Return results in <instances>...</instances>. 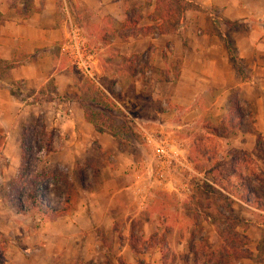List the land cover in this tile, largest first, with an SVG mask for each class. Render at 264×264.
I'll return each mask as SVG.
<instances>
[{
  "label": "rangeland",
  "instance_id": "rangeland-1",
  "mask_svg": "<svg viewBox=\"0 0 264 264\" xmlns=\"http://www.w3.org/2000/svg\"><path fill=\"white\" fill-rule=\"evenodd\" d=\"M10 1L13 5L32 3ZM74 1L76 19L70 27L74 33L64 41L63 65L74 72L79 91L56 95L53 80L37 89H25L27 103L10 129L0 134V211L6 216L0 220V264H5V249L12 239L4 232L6 223L18 232L20 225L32 227V218L38 212L20 214L9 201L21 162L17 169H10L1 152L8 133H13L11 140L18 143L21 155V145L26 144L24 151L32 166L55 174L47 180L45 193L56 209L65 207L68 195H75L69 214L78 208L83 189L94 191L101 186L104 166L136 164L132 172L140 183H135L133 200L122 197L114 208L120 211V217L112 230L99 229L107 250L102 264L116 257L127 264H264V49L246 61L240 57L235 38L238 33L250 32V25L257 29L264 21H231L217 7L203 8L194 0L100 1L104 5L126 3L127 9H115L117 16H103L98 0ZM200 9L209 12L223 29L240 78L215 120L189 122L183 120L186 107L178 104L170 84L155 93L159 82L170 78V73L161 72L164 69L156 64V56L170 61L175 81L182 70L180 47L177 40L163 42L167 39L164 35L184 39L187 11L195 10L196 16ZM127 17L133 20L128 22ZM159 49L163 50L160 54ZM85 65L90 66L93 75ZM136 76L143 85L140 94L131 90ZM15 86L16 93L23 94L22 83ZM124 86H130L129 90L124 91ZM56 98L64 106L66 99L73 98L87 120L100 132H108L123 153L70 137V128L59 121L65 115L59 117L60 107L51 104ZM125 100L130 103L128 107ZM135 103L140 104L139 108L130 107ZM64 106L61 109L66 111L68 106ZM44 128L52 139V151L35 157L34 131ZM24 133L30 134L26 142L22 139ZM159 140H168L183 162L162 169L155 153ZM74 142H79V152ZM61 149L64 154H60ZM163 179L168 180V186L159 184ZM12 213L26 217L14 219ZM243 240L248 244L241 250L242 258H238L235 248ZM120 242L128 244L136 262L128 263L116 255L115 246ZM132 245L140 252L136 253Z\"/></svg>",
  "mask_w": 264,
  "mask_h": 264
},
{
  "label": "crops",
  "instance_id": "crops-1",
  "mask_svg": "<svg viewBox=\"0 0 264 264\" xmlns=\"http://www.w3.org/2000/svg\"><path fill=\"white\" fill-rule=\"evenodd\" d=\"M100 1L103 0H98V5L104 12L103 16H117L115 9H127L124 2L113 1L104 5ZM194 1L203 8L217 7L231 21L249 22L250 18L264 21V0ZM73 4L77 2L32 0L31 6H27L23 2L13 5L10 0H0V134L10 129L20 115L23 104L27 103L24 99L25 89L30 87L37 89L53 80L56 95H71L79 91L74 72L63 65L64 41L74 33V30L70 29L76 19L73 14ZM194 12L195 10H188L186 13L188 27L184 39L178 35H164L167 39L164 38L163 42L169 39L177 40L180 47L178 57L182 70L175 81L172 78L170 61L166 57L162 58L161 55L156 56V64L164 69V72H161L166 75L170 73V78L159 82L155 93L159 94L158 90H163L170 84L175 90L178 104L186 107L183 110V120L189 122L215 120L216 116L221 114V110L223 111L227 106L230 91L234 86L239 85L240 78L233 64L227 40L222 34L223 29L218 27L209 12L200 9L196 16L193 15ZM257 27L256 29L250 25V32L235 35L240 57L246 61L255 56L256 52L264 49L262 45L264 24H259ZM258 39H261L260 43ZM131 51L126 54H130ZM162 51L159 49L158 54ZM10 62L13 65L7 66L6 64ZM16 83H22L23 94L16 93L14 89ZM129 87L124 86L123 90L128 91ZM131 87L135 94H140L143 89L142 81L136 76ZM65 103L66 106L58 98L51 102L52 105L60 107L59 117L65 115L59 121L65 122L70 128V137L91 140V144L97 142L112 153L119 150L123 153L108 132H100L87 120L85 113L77 107V102L73 98L66 99ZM128 104L130 103L125 100V106L128 107ZM139 105L135 103L130 107L137 109ZM62 106H68V109L63 111ZM64 128L67 127L64 125ZM12 134L8 133L6 136V143L1 152L10 163L8 167L17 169L22 155L18 143L15 144L11 140ZM74 146L79 152V142H74ZM13 153L18 155L14 156ZM64 153L65 150L61 149L60 154ZM113 157L116 158L115 155ZM132 163L118 165L110 163L104 166L101 186L94 191L83 189L79 206L71 214L50 220L42 213L36 212L35 217L32 218L34 225L32 227L20 225L18 232L9 229L11 225L6 223L4 232L10 234L12 239L5 249V264L104 263L107 250L102 244L99 229L112 230L120 217V211L114 208L123 201L122 197L127 196L133 200L134 189L140 180L136 181L134 177L136 164L131 165ZM157 181L156 179L153 184ZM167 181L163 179L159 184L168 186ZM4 214L0 211V220L2 217L6 218ZM12 214L14 219L22 220L26 217ZM10 222L14 221L10 219ZM115 252L128 263L136 262L128 244L118 243ZM111 264H120V262L116 257L112 259Z\"/></svg>",
  "mask_w": 264,
  "mask_h": 264
},
{
  "label": "trees",
  "instance_id": "trees-1",
  "mask_svg": "<svg viewBox=\"0 0 264 264\" xmlns=\"http://www.w3.org/2000/svg\"><path fill=\"white\" fill-rule=\"evenodd\" d=\"M188 1L190 3H193V1L191 0ZM132 20H133L132 18L127 17L128 22ZM161 26L162 28H164L163 25ZM231 58L236 63V57L233 54L231 55ZM7 64L13 65L12 62ZM239 109L240 106L238 105V110ZM34 133L36 137L35 157H39L47 151L49 152L52 151L51 148L52 139L50 138V135H48L49 134L48 131L45 130L44 128V129L35 130ZM27 136L29 137L30 134L24 133L22 139L25 141ZM25 146L26 144L22 143L21 148L23 150H22L21 166L18 169L15 178L13 179L11 191L8 197L9 201L17 210V212L20 214H28L30 211L34 210L42 213L46 218L50 220H57L62 216L68 215L72 211L71 200L75 195L74 194L72 196L68 195V197L66 198L65 207L62 209H56L52 204L51 199L48 198L45 193V189H46L45 186L47 184V180L52 177L55 178V174L53 172H48L47 170L38 171L37 167L32 166L31 158H29L24 151ZM254 223L257 224V222ZM240 243H242L240 244V247L235 248V252L238 255V258H242L241 255H243L244 253L241 250L248 244V242L244 240L240 241ZM132 247L136 253L140 252L137 249V247L133 245ZM109 249L110 252L113 251L112 247H109ZM119 260L121 264H127L121 257L119 258ZM110 263L111 262H108V264Z\"/></svg>",
  "mask_w": 264,
  "mask_h": 264
},
{
  "label": "built area",
  "instance_id": "built-area-1",
  "mask_svg": "<svg viewBox=\"0 0 264 264\" xmlns=\"http://www.w3.org/2000/svg\"><path fill=\"white\" fill-rule=\"evenodd\" d=\"M73 53L75 52L73 51ZM85 69L91 75L94 74L90 70V66L85 65ZM155 153L158 158L157 163L158 165H161L162 169L164 168L170 169L171 165H176L178 163L183 162L180 153L173 149L171 143L168 140H159L155 148Z\"/></svg>",
  "mask_w": 264,
  "mask_h": 264
}]
</instances>
